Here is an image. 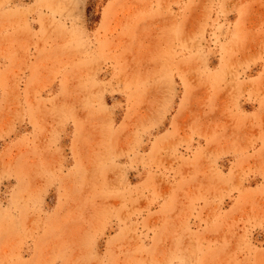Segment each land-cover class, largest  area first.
Segmentation results:
<instances>
[{
    "label": "rangeland",
    "instance_id": "rangeland-1",
    "mask_svg": "<svg viewBox=\"0 0 264 264\" xmlns=\"http://www.w3.org/2000/svg\"><path fill=\"white\" fill-rule=\"evenodd\" d=\"M0 264H264V0H0Z\"/></svg>",
    "mask_w": 264,
    "mask_h": 264
}]
</instances>
